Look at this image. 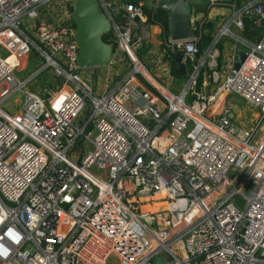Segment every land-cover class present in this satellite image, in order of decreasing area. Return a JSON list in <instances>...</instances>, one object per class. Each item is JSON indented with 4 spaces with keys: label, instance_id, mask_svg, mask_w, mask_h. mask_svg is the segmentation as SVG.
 <instances>
[{
    "label": "built area",
    "instance_id": "obj_1",
    "mask_svg": "<svg viewBox=\"0 0 264 264\" xmlns=\"http://www.w3.org/2000/svg\"><path fill=\"white\" fill-rule=\"evenodd\" d=\"M159 1L100 0L113 23L101 77L79 66L75 3L58 14L56 0H0V264H264V0L236 8L206 54L154 20L164 70L178 55L187 66L180 94L139 58ZM227 39L244 49L238 69L216 47ZM33 51L45 66L21 81ZM47 71L59 85L31 89ZM18 92L10 114L1 104ZM229 97L258 111L253 128ZM81 137L93 149L76 163ZM156 202L167 206L143 211Z\"/></svg>",
    "mask_w": 264,
    "mask_h": 264
},
{
    "label": "water",
    "instance_id": "obj_2",
    "mask_svg": "<svg viewBox=\"0 0 264 264\" xmlns=\"http://www.w3.org/2000/svg\"><path fill=\"white\" fill-rule=\"evenodd\" d=\"M152 6H157L167 14L168 33L172 41L189 40L193 37L192 10L186 0H160L157 5L153 3ZM70 10L76 26L79 66L82 69L107 68L111 62L112 46L104 38L112 30L111 17L101 10L100 0H76ZM244 58L245 52L242 51L236 69ZM175 61V75L186 77L188 72L183 56H176Z\"/></svg>",
    "mask_w": 264,
    "mask_h": 264
},
{
    "label": "crops",
    "instance_id": "obj_3",
    "mask_svg": "<svg viewBox=\"0 0 264 264\" xmlns=\"http://www.w3.org/2000/svg\"><path fill=\"white\" fill-rule=\"evenodd\" d=\"M127 1L128 0H112L114 5H116V6L123 5ZM186 2L192 10V19L195 20L194 24H197L199 22L202 26L208 22H212L215 25L217 33L220 31V29L222 28L224 23L229 19V17L235 12V9L239 8V7H237V4L235 2H228L227 0H225V2H223V3H214V4H209V3L205 2V3H207L208 6L206 9V12H204L203 11L204 8L202 6V3H204V1L186 0ZM154 20H157L156 16L155 15L153 16L151 13V15L149 16V25L151 26V28L153 30V43L154 44L150 46V48H151L150 50H149L148 45H147L148 49H146V51H144L142 61L144 64L147 65V67L149 69L152 70L153 75L157 78L158 81H164L166 83V85H168V86L172 85L174 87H179V85L182 82L185 85L187 83L188 75L186 77H183V78L177 77L175 75L174 68L176 67L175 65L177 64L176 61H175L176 64L173 63L171 70L169 69V71L164 70V67L162 66L163 62L159 56V51H161L163 49L162 44H163V36L164 35L162 34V32H163L162 28L160 26L156 25ZM246 38H248V37H246ZM252 40H257V39L255 38ZM235 44H236L235 40L227 39L226 46L221 45V43L219 44V45H221V47L220 46L218 47V45L216 46L220 51H223L222 54L226 60L224 62V65H227L231 62L232 55L236 54L240 58V52L244 51L243 47H241V46H237L236 48H232V47H234ZM212 46L208 50L203 51L202 53L206 54L208 51H210L213 48ZM239 48H241V49H239ZM219 65L220 66L223 65V63H221L220 59H219ZM168 72H170V75L172 76L173 79H171V77L169 79V77H168L167 80H164L163 74H167ZM169 80H173V84ZM236 100H237V98H235V97H229L226 100V104H229V103L235 104ZM166 206H167L166 202H156L152 205H149L148 207L150 208V210H155V209H158L159 207L166 208Z\"/></svg>",
    "mask_w": 264,
    "mask_h": 264
},
{
    "label": "rangeland",
    "instance_id": "obj_4",
    "mask_svg": "<svg viewBox=\"0 0 264 264\" xmlns=\"http://www.w3.org/2000/svg\"><path fill=\"white\" fill-rule=\"evenodd\" d=\"M57 5L52 6L58 14L63 13V10L65 9V6L68 5L69 3L74 4L76 0H56ZM147 48V46L145 47ZM149 50L151 49L148 46ZM153 49V48H152ZM241 49V48H239ZM7 54V52H5ZM140 60L143 59V55H139ZM143 62V61H142ZM45 66V63L43 60L39 57V55L33 51L31 54H29L21 64L20 70H18L15 73L16 78L19 80H27L32 74L35 75L37 71L42 70L43 67ZM147 67V66H146ZM101 77L107 76L109 74L108 68H102L99 70L98 73ZM164 80H167L168 77L170 79H173L172 76L170 75V72L167 74H163ZM173 84V80H169ZM163 85L171 89L173 92L175 91L176 94H179L183 90V82L179 85V87H174V86H168L164 81H160ZM59 85L58 82H56L52 77L49 71L45 72L44 74L41 75L39 80L36 82L35 85L31 87V89H34L38 92H43L45 90H50L53 87H56ZM176 86V85H175ZM30 87V84L28 85V89ZM53 92V90H52ZM24 101V95L23 92H18L17 94L12 95L9 97L7 100L3 101L1 104V108L4 109L6 112L10 114H15L18 113L21 110V106ZM235 106H236V111L234 112L236 114V119L238 122V125L242 127L243 129H250L253 128L258 119V111L253 108L250 104L243 100H236L235 101ZM95 137V135L92 137V139ZM93 149L92 143L88 140L83 139L81 137L78 142L76 143L75 147L69 152L68 157L74 162H79L81 159L82 153H87ZM82 152V153H81ZM149 204L143 203L141 205L143 211H148L150 208L148 207ZM162 207V206H161ZM157 264H161V260L157 262Z\"/></svg>",
    "mask_w": 264,
    "mask_h": 264
},
{
    "label": "trees",
    "instance_id": "obj_5",
    "mask_svg": "<svg viewBox=\"0 0 264 264\" xmlns=\"http://www.w3.org/2000/svg\"><path fill=\"white\" fill-rule=\"evenodd\" d=\"M228 2H235L237 4V7H241L242 5L252 2L253 0H227ZM203 11L206 12L207 9V3H202ZM149 16L151 13H148ZM156 19L162 24L165 31L168 33V20H167V14L161 10L158 9L156 14ZM245 29L242 31L243 36L251 38V39H257L259 40L261 37V31H252L253 27V20L245 19ZM217 34V30L215 28V25L212 22H208L201 26V24L198 22L197 24H194L193 26V35L195 37L199 38V48L201 52L208 50L214 43L215 36ZM257 36V37H256ZM110 35H106L104 38V41L109 42ZM221 47V45H218V47Z\"/></svg>",
    "mask_w": 264,
    "mask_h": 264
},
{
    "label": "bare ground",
    "instance_id": "obj_6",
    "mask_svg": "<svg viewBox=\"0 0 264 264\" xmlns=\"http://www.w3.org/2000/svg\"><path fill=\"white\" fill-rule=\"evenodd\" d=\"M147 74V73H146ZM158 207V206H157ZM161 207H159L158 209H160Z\"/></svg>",
    "mask_w": 264,
    "mask_h": 264
}]
</instances>
